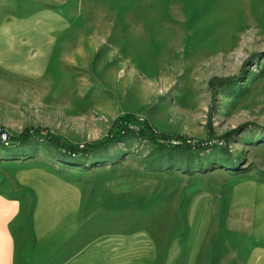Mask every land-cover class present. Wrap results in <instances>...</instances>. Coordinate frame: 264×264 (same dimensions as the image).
I'll list each match as a JSON object with an SVG mask.
<instances>
[{"label":"rangeland","instance_id":"obj_1","mask_svg":"<svg viewBox=\"0 0 264 264\" xmlns=\"http://www.w3.org/2000/svg\"><path fill=\"white\" fill-rule=\"evenodd\" d=\"M17 10L28 56L20 64L42 67L0 69L5 150L80 170L180 171L203 189L264 176V0H0V15ZM120 120L132 129L147 121L167 138L160 146L128 136L72 161L40 137L97 142ZM26 127L42 134L12 139ZM176 135L206 148L175 147Z\"/></svg>","mask_w":264,"mask_h":264},{"label":"crops","instance_id":"obj_2","mask_svg":"<svg viewBox=\"0 0 264 264\" xmlns=\"http://www.w3.org/2000/svg\"><path fill=\"white\" fill-rule=\"evenodd\" d=\"M24 17L0 15L4 72L41 70V62L20 64L28 58L18 48L27 46L18 33ZM5 148L0 264H264V176L203 189L187 187L180 171L80 170Z\"/></svg>","mask_w":264,"mask_h":264},{"label":"trees","instance_id":"obj_3","mask_svg":"<svg viewBox=\"0 0 264 264\" xmlns=\"http://www.w3.org/2000/svg\"><path fill=\"white\" fill-rule=\"evenodd\" d=\"M236 75L226 76V77H214L208 81L209 88L213 89L215 84L229 83L235 80ZM128 117V116H126ZM124 119V118H123ZM210 128V127H209ZM234 131V130H233ZM210 135L212 131L208 132ZM233 133V132H232ZM42 134L41 128L26 127L19 134L13 137V140H17L19 144H22L28 140L32 135ZM40 137L44 136L46 141L53 145L58 150V155L66 160L72 161H86L88 159L87 154L95 149H103L116 143L117 141L123 140L125 137L133 136L140 139H145L148 142L156 143L157 145L163 146V143L156 141L157 137L163 139L167 138V135L157 132L153 127L147 122L143 121L138 129H132L123 125L121 120L114 126V129H110L105 137L97 142H84L81 145L79 143H67L60 136L45 131ZM226 136V135H225ZM183 135H176V138H183ZM203 141H198L195 143L183 142L180 145H174L175 147H182L183 149H192L196 147L206 148L203 146Z\"/></svg>","mask_w":264,"mask_h":264},{"label":"built area","instance_id":"obj_4","mask_svg":"<svg viewBox=\"0 0 264 264\" xmlns=\"http://www.w3.org/2000/svg\"><path fill=\"white\" fill-rule=\"evenodd\" d=\"M125 125L129 126L130 128H132L133 125H131L129 122L124 121ZM10 142V133H8L5 129L0 127V145H7ZM184 142V140L182 139H173L170 141V143L172 145H180ZM185 142L189 143L191 141H189V139H185Z\"/></svg>","mask_w":264,"mask_h":264}]
</instances>
